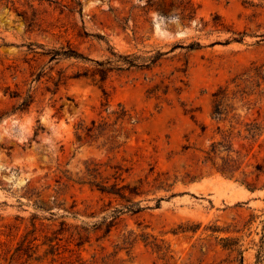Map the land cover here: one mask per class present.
Listing matches in <instances>:
<instances>
[{"label": "rangeland", "instance_id": "374dc122", "mask_svg": "<svg viewBox=\"0 0 264 264\" xmlns=\"http://www.w3.org/2000/svg\"><path fill=\"white\" fill-rule=\"evenodd\" d=\"M157 51L148 67L124 63ZM97 61L111 69L103 81ZM262 63L264 0H0V264H254L264 189L241 181L264 170V66L230 83L225 119L212 115V92ZM27 92L33 102L14 110ZM118 103L138 122L109 115L77 137ZM224 143L232 177L216 169Z\"/></svg>", "mask_w": 264, "mask_h": 264}, {"label": "trees", "instance_id": "16d2710c", "mask_svg": "<svg viewBox=\"0 0 264 264\" xmlns=\"http://www.w3.org/2000/svg\"><path fill=\"white\" fill-rule=\"evenodd\" d=\"M77 3H79L77 1ZM156 9L166 15L169 11V9L166 6H163L161 4H156L155 5ZM183 11H187L190 16H192L194 14V9L191 5L184 7ZM207 22H205L206 24ZM222 23V22H221ZM214 26H219L220 24H218L217 22H213ZM240 40V38H239ZM228 42V39L225 41ZM200 46H202L199 42H193L187 45V48L189 49H194V48H199ZM43 50L42 54L46 55L47 53L51 54V59L52 58H56V56L58 55H63V56H71L73 55L71 51L68 50H60V49H49L47 52ZM163 54V52L157 51L154 55L149 56L148 58L141 60L142 62L140 63H136L135 59L136 58H125L124 59V63H127L129 66H137V67H148L150 64H155L156 61L159 59L160 55ZM76 55L75 57H80L77 56L78 54H74ZM108 63V61H107ZM97 65H100V68H97L96 71L98 73H100V80L103 81L106 78L107 72L109 70H111L108 67L104 66V62H96ZM264 63H262L261 65H253L250 68H248L246 70V77L245 78H241L240 76H234L232 78H230L229 81H226L225 84H220L213 92H212V115L213 117L220 119V118H224L225 116H227L228 112L230 110L233 109L232 105L229 104L227 102V100L229 99V85L230 83H233L234 86L236 87H240L242 82H245V80L247 79H251L254 77H262V69H263ZM238 80H240L238 82ZM259 81L257 82V86H259ZM238 92L241 93V99L244 98V93H246L247 95H249L250 93H247L244 91V87L241 89L237 90ZM165 93V92H164ZM33 102V96L30 92H27L26 95L23 97L22 102L19 104V106H17L16 108H14V110H19V111H23L26 110L30 104ZM229 108V109H228ZM108 111V107L106 108ZM194 110H188V112H190L191 114H193ZM109 115H112L114 118L113 124L116 123H130V124H134L137 123L138 121L136 119L133 118L131 112L121 103L117 104L116 108H113L112 110L108 111V116H101V118L99 119L98 122H96V119L92 118L91 119V125H84L83 122H80L77 126V137L80 138L81 137V131L85 132V134H90L92 131L97 130L99 133L100 131L103 129L104 126H106L107 124V117H109ZM246 130L249 133V137L254 138L256 135L259 134V129L255 124H252L251 122L246 123ZM39 129V127H38ZM222 142L220 141H213L210 144V149L207 151V156L206 159L211 160L213 162V164H215V157L216 155L222 151L220 148H218V145H221ZM222 148L223 150L226 151V155L222 156V160L223 163L221 166H216L217 171L221 172V173H226L227 171L229 172V176H233L234 171H235V167L233 166V164H231V161H235L233 158L230 157V152L232 151L231 149V144L230 143H224ZM257 168V174L255 177L254 181H246V180H242L241 182L244 183L245 187L247 190H249L250 192H254L257 189L263 190L264 189V182L261 183L260 185H258V181L260 178L261 174H264V170H262L260 168L259 165L256 166ZM92 171V170H91ZM89 184L94 185L100 192L102 193H108V194H117L119 196H121L122 198L125 197L123 192H119L116 189H110L107 188L105 185L103 184H99V183H94L89 181ZM120 189V188H119ZM129 193L130 194H136V192L132 189H129ZM137 207L135 209L132 210V212H138L139 210H141L140 206L138 205V203L136 204ZM120 210H116V212H119ZM262 215L264 214V209L261 210ZM116 214H113V216ZM115 217V216H114ZM257 215H253L251 214L250 217L245 221L244 225L249 226L252 222L255 221V219L257 218ZM261 221V229L259 232V238L256 242V248H255V258H254V264H264V216L263 218L260 220ZM107 231H110V228L107 229ZM131 233L130 232L127 236L123 237V244L125 245V248H128L132 245V243H134L136 241V236H134L133 238H131ZM141 237L143 239L144 242L147 243H151L149 241H147L148 236L141 234ZM220 242L221 245L224 248H229L232 249L233 246L238 244V240L234 239V238H230V237H221L220 238ZM78 246L80 245L79 243L77 244ZM238 254H241L242 251L241 250H237Z\"/></svg>", "mask_w": 264, "mask_h": 264}]
</instances>
